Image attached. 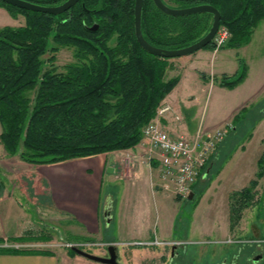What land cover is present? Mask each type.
Wrapping results in <instances>:
<instances>
[{
  "label": "trees",
  "instance_id": "16d2710c",
  "mask_svg": "<svg viewBox=\"0 0 264 264\" xmlns=\"http://www.w3.org/2000/svg\"><path fill=\"white\" fill-rule=\"evenodd\" d=\"M54 6L65 0H25ZM171 8L210 5L220 14V26L230 33L224 45L240 48L251 30L264 19V0H162ZM24 25L0 28V144L9 157L29 164H55L71 159L133 148L143 127L154 118L162 99L179 78H167L169 59L145 52L134 36V0H78L59 15L27 11L0 1ZM208 13L170 16L152 0H143L141 33L151 46L179 49L203 37L211 25ZM95 26L94 30L91 27ZM113 40V45L109 42ZM73 48L74 62L62 70L42 56ZM204 49H214L212 42ZM49 62L53 61L51 57ZM245 67L216 80L234 88ZM256 180L229 196L233 227L242 211L255 205V189L264 175V151ZM10 241H50L51 235L27 232ZM73 237L65 241H90ZM2 240L0 239V243ZM75 255L73 250H68ZM48 253L0 247V254Z\"/></svg>",
  "mask_w": 264,
  "mask_h": 264
},
{
  "label": "crops",
  "instance_id": "0c3cea01",
  "mask_svg": "<svg viewBox=\"0 0 264 264\" xmlns=\"http://www.w3.org/2000/svg\"><path fill=\"white\" fill-rule=\"evenodd\" d=\"M240 49L224 46L218 50L202 48L170 61L173 62L170 75L177 76L179 80L160 102L162 107L168 108L159 116L161 125L173 135L191 134L193 130L197 133L202 129H227L223 140L192 186L190 199L206 187L205 182L212 176L229 134L236 133L245 124L242 119L250 117L253 103L264 99V68L254 83H251L250 70H247L242 82L234 88L217 86L220 90L218 92H227L226 96H232L231 99H220L221 118L215 124H208L203 119L206 99L196 123L199 92L205 88L208 89H205L207 93L210 92L214 86L206 82L210 78L216 76L219 79L222 75L232 76L239 72L240 64L236 60ZM260 112L256 126L263 124L264 128V106L260 107ZM252 137L250 134L247 142ZM257 144V161H239L237 174L230 181L221 185L217 182L216 186L220 190H214V203L206 207L204 212L199 209L188 210L186 216L180 212V204L186 200L175 196L173 184L159 176L157 161L152 160L145 165L147 153L145 147L139 144L131 149L55 164H29L21 161L18 156L9 157L0 144V164L1 161H14L22 171L21 177H26L28 182L26 184V180L22 179L23 184L14 189L33 203L39 197L45 210L68 222L65 225L68 234L86 236L92 241L114 246L118 264H173L175 259H185L190 254L194 259L192 262L198 264H264L263 242L247 240L248 243L240 245L243 240L240 237L245 233L237 226H242L249 208L242 211L240 220L233 227L230 223V194L248 187L250 181L256 180L258 159L264 151V139L260 138ZM245 149L246 145H242L240 151L244 152ZM248 173H252L250 178ZM2 179V241L22 237L32 231L33 226L53 229L61 237L59 230L44 218L31 217L25 213L11 198L13 194L7 190L10 182L7 174ZM261 179H264V175L258 180L257 187ZM116 181L121 182L117 203L111 193L107 192L104 197L101 194L103 183L112 185ZM257 187L256 201L259 199ZM140 192L146 194L145 201L136 197ZM71 219L78 226L70 224ZM110 229L115 232L112 236L107 235ZM249 230L256 231V225L249 223ZM229 237H233V241L225 242ZM47 252L0 254V264H101L76 254L71 255L68 250L50 248ZM94 252L104 257L107 247L95 249Z\"/></svg>",
  "mask_w": 264,
  "mask_h": 264
},
{
  "label": "rangeland",
  "instance_id": "374dc122",
  "mask_svg": "<svg viewBox=\"0 0 264 264\" xmlns=\"http://www.w3.org/2000/svg\"><path fill=\"white\" fill-rule=\"evenodd\" d=\"M0 9L2 10L0 11V28L5 27V26L14 28V27H19V26L24 25L23 16L21 15L12 16L4 8L0 7ZM252 38H253V41H252ZM113 42L114 41L111 40L109 44L113 45ZM51 47H53V44L50 42L48 51L41 58L43 61L44 70L50 67V63H52L56 67V69L62 70L65 65L74 62L73 48L71 47L59 48L57 52L52 53L50 51ZM240 48L241 49L238 50L237 52V60H236V62H239L240 64L239 72L242 71L243 67H245V74L247 70H250L249 71L250 80H251V83H254L255 80H258L260 78V76L263 73V68H264V19L260 20L255 25V27L252 28L248 42L243 44ZM51 57H53V61L49 62L48 60ZM170 61L171 59H169L168 61L170 68L166 71L167 78L175 77V76L170 75L172 74L170 73L171 72L170 70L173 65V62H170ZM215 78L216 76H214V78H210L209 81H206L211 84V87L214 85L212 89L210 88V92L207 93L208 91L207 88H205L207 91L204 89L202 92H199L200 102L198 103L199 110L196 115V123L198 122L201 116V113H202L201 108L204 102H206V99H207V106L203 112V119L208 124H215L221 118V114L219 113L220 99L221 98L223 99V97L225 98L228 97L229 99L232 98V96L225 95L227 94V92H224V93L218 92L220 91L217 88V86L219 85L216 80H213ZM263 106H264V99H260L258 102L253 103V106H252L253 110L251 112L250 117H245L244 119H242L245 122V124L236 133L229 134L228 138L226 139L224 148L221 149V152H220L221 157H219L218 162L216 163V166L214 168L215 170L212 172V176L209 177V179L205 182L206 187L204 186L202 191L195 193V196L192 199L190 200L184 199L186 201L180 204L181 205L180 212L184 213L182 215L186 216L188 210L193 211L194 209L195 210L199 209L201 212H204L206 210V207H209L210 205H212L215 201V194H216L214 190H216L217 192H219L220 190L218 185L216 186L217 182L218 184L221 185L222 183L226 181L227 182L230 181L233 175L237 174L238 169L236 168H237L239 161H257V158L259 156L258 149H257L259 143L257 144V142L260 138L264 139V128L262 127L263 124H260L261 126H256L257 124L256 122H257L258 116L260 117L259 114L262 113L260 112V107H263ZM161 107L162 106L159 104L154 118L151 119L152 121L158 123L159 125H161V122L159 120L160 114L158 112ZM239 120H241V118ZM163 129L165 128L163 127ZM167 133L170 134L168 131ZM195 134L196 133L193 130L191 131V134L187 132L186 134H180V135L170 134V135L174 137L176 136H187V137L189 136L190 137V136H194ZM250 134H252L253 137L247 142V139L250 137ZM242 145H246V149L244 152L240 151ZM145 152H147V150ZM157 158H158L157 154H152L151 159L149 160L146 159L145 165L148 164L149 161H152V160H155L158 162ZM1 162L2 164H0V183L4 182L2 177L4 174H7L8 180L10 181L7 184V190L13 194L12 197L11 196L10 197L15 202L18 203L20 208L25 213L29 214L31 217H33V215L36 216L37 218L42 217L48 223L52 224L55 228L59 230V232L61 233V237H58V233L53 231V229H46L44 227L42 229V227L33 226V230L30 232L33 233L34 236H38L45 232L51 235L52 237L50 241L51 244L49 242V245H52L51 248H58V249L66 250L64 248L59 247V244L64 242L66 238H69L72 235V234L71 235L68 234V232L65 229L66 228L65 225L68 224V222L64 219H60L58 216H56V214L50 213L47 210H45L44 205L40 201L39 197H37L36 199L37 202L33 203V202H30V200L24 197L22 194H20L17 189H14L15 186L17 185L21 186L23 184L22 179H25L26 184H28L27 179L26 177L25 178L21 177L22 171L18 168V166H16L14 161L9 160V161H1ZM158 172H159V176L162 178L161 172L160 171ZM247 176H249L250 178L252 176V173H248ZM259 182L260 184L257 187V194L259 196L258 202L255 204V207L254 206L249 207V209L247 210L245 214V220L243 221L242 226L240 225L237 226L241 228L240 230L241 232L245 233L243 236L240 237L241 239H243L240 241V245H245L246 243H248L247 240L261 241L263 242L262 245H264V179L263 180L261 179ZM120 185H121V182H118V181H116V183L112 185L103 183L102 189H101L102 197H104V195L107 192H109L112 194V196L114 197V200L117 203L118 197L121 193L119 189ZM137 196L141 197L144 201L146 200L145 193L143 194L142 192H140L139 194H136V197ZM255 199H256V196H255ZM116 206L117 205H115V207ZM249 223L255 224L257 230L253 232L249 230ZM70 224H75L78 226V224L75 223V220H72V219H71ZM112 227L114 228V226ZM114 234L115 232L112 229H110L107 233L108 236H112ZM72 236L81 237L79 235H72ZM82 237L88 238L86 236H82ZM233 239H234L233 237H229L225 240V242L233 241ZM109 246H112V245H109ZM95 249H98V248H95ZM94 251L95 250H92V251L86 250L85 252L97 255L95 254ZM104 257H107V254ZM192 260L194 259L192 257V254H190L185 259L183 257H181L180 259H175L173 264H198L194 261L192 262Z\"/></svg>",
  "mask_w": 264,
  "mask_h": 264
},
{
  "label": "built area",
  "instance_id": "2783aa9c",
  "mask_svg": "<svg viewBox=\"0 0 264 264\" xmlns=\"http://www.w3.org/2000/svg\"><path fill=\"white\" fill-rule=\"evenodd\" d=\"M229 36V31L224 26L219 25L212 39L214 50L221 48ZM167 109V107H161L158 113L161 115ZM226 130V128H217L215 130L202 129L197 131L193 137H174L168 134L161 125L151 120L142 129L139 145L146 148L148 160L152 158V154H157L159 171L162 178L169 180L173 184L175 196L187 199L202 168L215 153L219 143L226 135ZM50 241L29 240L15 242L4 239L0 243V247L19 251L40 252L47 251V249L52 247V245H49ZM159 243L164 244L165 242ZM108 246L92 240L64 241L59 244V247L66 250L79 249L82 251H92L95 248L99 249Z\"/></svg>",
  "mask_w": 264,
  "mask_h": 264
},
{
  "label": "water",
  "instance_id": "95a60500",
  "mask_svg": "<svg viewBox=\"0 0 264 264\" xmlns=\"http://www.w3.org/2000/svg\"><path fill=\"white\" fill-rule=\"evenodd\" d=\"M1 2L24 9L27 11L40 12L49 15H59L63 12L68 11L71 7H73L78 0H65L61 4L54 6H45L39 5L35 3H31L25 0H0ZM154 6L164 14L170 16H186L191 14H199V13H208L212 17L211 25L206 32V34L201 37L199 40L194 43L182 47L179 49H160L149 45L143 38L141 33V11L143 0H134V15H133V28H134V36L139 44V46L148 54L164 58V59H174L179 57L188 56L208 44L212 42V39L220 25V14L219 12L210 5H195L186 8L175 9L166 5L162 0H152ZM96 27H91V30H94ZM191 198V194L188 199ZM76 255L82 256L88 260L94 261L96 263L101 264H118L116 260V253L114 246L107 247V257H100L94 254L87 253L85 251L79 249H72Z\"/></svg>",
  "mask_w": 264,
  "mask_h": 264
}]
</instances>
